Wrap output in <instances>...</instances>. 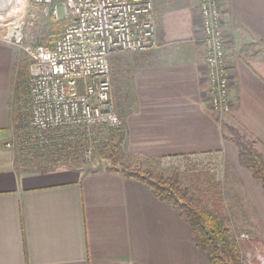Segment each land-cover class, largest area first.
Instances as JSON below:
<instances>
[{"label":"crops","instance_id":"crops-1","mask_svg":"<svg viewBox=\"0 0 264 264\" xmlns=\"http://www.w3.org/2000/svg\"><path fill=\"white\" fill-rule=\"evenodd\" d=\"M154 3L158 47L110 59L124 152L152 161L203 155L209 202L264 245V187L230 139L235 129L264 154V0H224L225 115L209 104L199 0ZM17 50L0 37V264H212L191 224L146 183L115 167L25 166L6 147L16 129Z\"/></svg>","mask_w":264,"mask_h":264},{"label":"built area","instance_id":"built-area-1","mask_svg":"<svg viewBox=\"0 0 264 264\" xmlns=\"http://www.w3.org/2000/svg\"><path fill=\"white\" fill-rule=\"evenodd\" d=\"M25 5L29 9L2 24L7 28L0 33L29 60L28 98L17 104L15 135L5 145L23 165L40 169L93 162L96 139L125 135L112 99L111 56L158 47L153 1L25 0ZM30 7L40 9V17ZM223 7L224 0L198 4L209 104L220 115L232 109ZM39 18L46 24L52 18L66 21L53 47L35 45L46 36L34 31ZM240 238L254 250L249 264H264V245L246 234Z\"/></svg>","mask_w":264,"mask_h":264},{"label":"trees","instance_id":"trees-1","mask_svg":"<svg viewBox=\"0 0 264 264\" xmlns=\"http://www.w3.org/2000/svg\"><path fill=\"white\" fill-rule=\"evenodd\" d=\"M54 23L52 29L47 31L41 29L46 36L39 39L35 45L54 46L60 31L65 27L64 22L55 20ZM232 132L233 137L230 139L239 147L241 165L252 171L254 177L264 187V154L257 149L253 139L241 135L235 129H232ZM121 141V138L116 141L110 153L112 164L118 165L115 168H119L129 178L146 183L159 199L175 207L191 224L194 243L207 253L212 264H242L238 242L232 235L227 213H222L215 205L212 208L203 205L196 191L182 184L179 171H175L171 177H166L163 173H154L143 166L144 160L141 158H136L138 163L135 165H132V159L131 163L120 165L118 162L123 156L119 149ZM205 176L206 174H203V182ZM214 189L213 184L210 192H214ZM205 194L203 188L204 198Z\"/></svg>","mask_w":264,"mask_h":264},{"label":"rangeland","instance_id":"rangeland-1","mask_svg":"<svg viewBox=\"0 0 264 264\" xmlns=\"http://www.w3.org/2000/svg\"><path fill=\"white\" fill-rule=\"evenodd\" d=\"M6 1L7 0L5 1L0 0V9H1L0 15L1 16L4 15V17L6 16V13H2L3 11H5V10H2V8L4 7L3 9H5L7 8V6H9L8 2ZM152 1L154 4V12H155V3H154V0ZM25 6L26 5L23 4L22 10L25 9L27 11L28 6L27 7ZM30 10H32L33 12H36L40 17V9H36V7H30ZM60 10L63 15L62 7H60ZM20 12L21 11H18V14ZM7 19L9 18L5 17V19H0V25L2 24L7 25L8 21H3ZM57 21L62 22V23L64 22L63 25H66V21L63 18H60ZM37 22L39 26L34 31L35 33H38V34L42 33L41 29L43 30L52 29L53 26L55 25L54 23L55 20L53 19H51L47 24L41 18H39ZM3 25L0 26V33L3 30H6L7 28V26L4 27ZM26 32H28L27 34V37H28L30 35L29 31H26ZM17 59H18V62H17L18 79L17 80H19L17 82V104L20 102V104L22 105V102H25L26 99L28 98L27 94H28V80H29V60H28V57L21 50H17ZM112 69H113V65L111 66V73H112ZM112 91H113V84H112ZM116 104L117 106H119L118 102L116 103L114 102L115 108H116ZM109 138H112L110 142H109ZM109 138L107 137L106 139H103V138L96 139L100 141V143L95 144L93 148V152L95 153L94 155L96 156L95 157L96 160H94L93 162H89L88 164L87 163L81 164L76 167H80V168H83L89 171L99 169V168H104V167H107V168L118 167V165L115 164L114 166V164H112L110 153H111L113 145L120 138L122 141H121L119 149L123 156L119 160L118 163L120 165L121 163H125V164L131 163L130 159H132V165H135L138 163L135 158L127 156L126 153L124 152L123 137H109ZM141 160H144L143 166L145 168H149L154 173H163L166 177H171L175 171H179L182 184L196 191L197 197L201 199V202L203 205H206L210 208L214 206L212 205L211 201L209 202L207 197L205 198L203 197V174L206 173L205 165H204L205 162L203 161V155H191V156H183V157H176V158L158 159V160H153V161L145 160V159H141ZM208 174L211 177V179H213L214 181L215 176H216V170H214V172L208 171ZM229 226L231 228L232 235L235 237V239L238 242L242 264H249L248 259L250 257L251 258L254 257V250L251 249L252 247L247 243V241H243L240 238L239 233H236L234 231L233 224L230 221H229Z\"/></svg>","mask_w":264,"mask_h":264},{"label":"bare ground","instance_id":"bare-ground-1","mask_svg":"<svg viewBox=\"0 0 264 264\" xmlns=\"http://www.w3.org/2000/svg\"><path fill=\"white\" fill-rule=\"evenodd\" d=\"M9 1H10V3H9ZM6 2H8L9 6H7V8H5V9H3L4 8L3 7L2 10H5V11H3L2 13H6L5 17H7L9 19L3 20V21L12 20V19H15L18 16H20V13L18 14V11H22L23 4H25V0H7ZM5 17H4V15L3 16L0 15V19H5Z\"/></svg>","mask_w":264,"mask_h":264}]
</instances>
